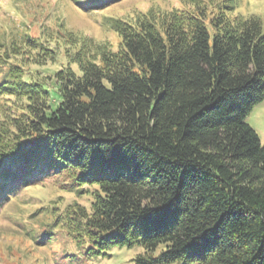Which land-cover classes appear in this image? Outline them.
Returning a JSON list of instances; mask_svg holds the SVG:
<instances>
[{
  "label": "trees",
  "instance_id": "1",
  "mask_svg": "<svg viewBox=\"0 0 264 264\" xmlns=\"http://www.w3.org/2000/svg\"><path fill=\"white\" fill-rule=\"evenodd\" d=\"M215 1L107 16L116 49L65 26L0 41V209L55 178L92 201L66 205L47 235L88 258L264 264V144L247 121L264 102V19ZM63 50L49 81L26 70L25 54Z\"/></svg>",
  "mask_w": 264,
  "mask_h": 264
},
{
  "label": "rangeland",
  "instance_id": "2",
  "mask_svg": "<svg viewBox=\"0 0 264 264\" xmlns=\"http://www.w3.org/2000/svg\"><path fill=\"white\" fill-rule=\"evenodd\" d=\"M235 1L242 14L258 15L264 19V0ZM189 3L190 0H124L95 12L84 11L72 0H0V41L22 32L40 36L43 30L54 32L65 26L94 42L113 43L116 49L120 38L105 25L107 16L134 21L149 11L163 14L170 10L189 9ZM61 42L64 47L69 45L66 39ZM33 52L24 55L25 68L45 82L54 78L55 70L68 62L63 50L57 55L48 52L41 55L39 64H36L37 53ZM247 121L264 144V102L255 106ZM62 183L61 180L47 178L39 185L22 190L0 209V264H133V257L141 250L115 248L110 257L88 258L64 233L58 231L47 235L51 232L48 225L66 205L77 201L89 206L92 201V196L80 197L68 191ZM16 215V219L13 218Z\"/></svg>",
  "mask_w": 264,
  "mask_h": 264
}]
</instances>
